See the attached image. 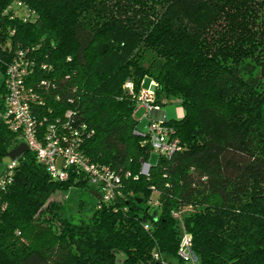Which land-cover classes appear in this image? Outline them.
I'll return each mask as SVG.
<instances>
[{
    "label": "trees",
    "instance_id": "trees-1",
    "mask_svg": "<svg viewBox=\"0 0 264 264\" xmlns=\"http://www.w3.org/2000/svg\"><path fill=\"white\" fill-rule=\"evenodd\" d=\"M3 2L0 159L22 142L3 118L18 60L38 134L54 124L113 177L104 199L106 180L52 178L29 148L11 160L0 264H264V0ZM147 77L154 103L186 110L165 118L181 148L154 160L135 116ZM72 186L97 197L78 223L56 195Z\"/></svg>",
    "mask_w": 264,
    "mask_h": 264
},
{
    "label": "built area",
    "instance_id": "built-area-1",
    "mask_svg": "<svg viewBox=\"0 0 264 264\" xmlns=\"http://www.w3.org/2000/svg\"><path fill=\"white\" fill-rule=\"evenodd\" d=\"M6 72V108L3 118L8 128L19 134L27 148L35 153L38 162L45 166L52 178L65 180L68 178L70 170L75 168L79 173H86L93 185L102 184L106 180L100 192L104 199L110 198L112 195L110 180L113 175L107 173V177L104 178L94 164L82 157L74 141L59 133L54 124H49L42 135L38 134L30 101L34 96L23 83V76L26 73L23 63L18 60L10 63ZM158 105L154 103L153 89H142L137 99L136 109H142L145 114L151 111H158L161 114L158 119H150L145 128L151 147L156 153L170 157L181 148L180 141L174 128L165 122L166 116L164 112L161 113ZM13 167L14 162L11 161L6 172L0 177V185L11 180ZM149 167V163L144 162L140 172L148 174ZM113 179L117 181L116 176ZM173 216L178 217L179 213L174 212ZM190 246V235L184 233L179 253L185 257Z\"/></svg>",
    "mask_w": 264,
    "mask_h": 264
},
{
    "label": "rangeland",
    "instance_id": "rangeland-1",
    "mask_svg": "<svg viewBox=\"0 0 264 264\" xmlns=\"http://www.w3.org/2000/svg\"><path fill=\"white\" fill-rule=\"evenodd\" d=\"M5 1V0H4ZM3 0H0V10H3ZM21 12V9H19ZM1 70H0V85H1ZM149 82L151 79L147 77L145 79ZM159 110L165 113L168 120H180L184 117L186 110L184 105L177 100H168L165 103L158 105ZM135 116L140 119L138 122V128L145 129L147 123L149 122V116L144 113L143 110H137ZM157 157V153H152V160ZM11 163V159L7 155H3L0 159V173L1 171ZM58 197H61L65 204V211L68 217L75 223L82 220H87L88 216L92 213L97 197L93 195L90 190L83 189L80 187L72 186L65 191L56 192Z\"/></svg>",
    "mask_w": 264,
    "mask_h": 264
},
{
    "label": "water",
    "instance_id": "water-1",
    "mask_svg": "<svg viewBox=\"0 0 264 264\" xmlns=\"http://www.w3.org/2000/svg\"><path fill=\"white\" fill-rule=\"evenodd\" d=\"M26 149H27V145L25 142L22 141L16 147H14L10 151H8L6 153V155L11 160H16Z\"/></svg>",
    "mask_w": 264,
    "mask_h": 264
},
{
    "label": "crops",
    "instance_id": "crops-1",
    "mask_svg": "<svg viewBox=\"0 0 264 264\" xmlns=\"http://www.w3.org/2000/svg\"><path fill=\"white\" fill-rule=\"evenodd\" d=\"M153 85L154 84H153L152 80H150L149 82H147L146 80L144 81V88H152ZM140 110H142V109H140ZM161 113H162V111H161ZM147 115L149 116L150 119H158L161 116V114L158 111H151ZM138 120H140V119H138Z\"/></svg>",
    "mask_w": 264,
    "mask_h": 264
}]
</instances>
